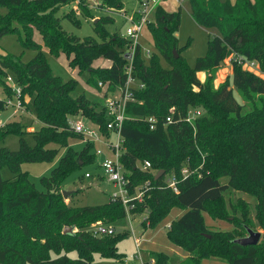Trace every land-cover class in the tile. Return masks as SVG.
Instances as JSON below:
<instances>
[{
	"label": "trees",
	"instance_id": "obj_1",
	"mask_svg": "<svg viewBox=\"0 0 264 264\" xmlns=\"http://www.w3.org/2000/svg\"><path fill=\"white\" fill-rule=\"evenodd\" d=\"M68 1L0 0V7L6 8V13L0 12V38L21 28L23 36L18 40L22 46L36 50L27 62L19 55H0V86L4 93L0 97V112L7 107L6 98L13 96L7 81L10 77L21 87L23 108L41 124L31 132L20 127L0 132V143L8 135H14L19 145L15 150L0 146V169L7 165L14 174L8 179L0 177V262L4 264H126L125 255L117 251V242L125 234L116 232L112 226L126 216L120 199L109 196L103 204L73 206L59 192V185L71 172L90 164L88 161H96L94 143L87 142L78 154L63 153L50 175L40 179L44 190L38 189L29 180L28 172L21 169L24 162L52 161L62 148L70 145L71 139L82 138L69 124L70 116L78 111L107 133L103 103L91 102L84 94L72 95L77 81L53 74L42 45L32 39L34 29L39 31L43 46L51 55L64 53L70 66L90 74L88 82H93L98 91H101L99 81L108 83L109 94L124 80L121 52L127 39L104 29V23L112 21L109 16L94 22L100 42L67 33L55 11ZM100 2L104 3L100 4L102 7L123 8V0ZM188 3L194 21L202 27L215 28L218 35L208 40L206 54L198 57L191 67L181 54L175 57L172 51L178 48L181 52L176 36L180 7L170 12L159 5L154 19L146 24L168 68L160 64L154 52L148 59L138 54L135 61L136 75L144 87L135 92L136 100L127 105L129 118L121 127L125 145L121 160L129 185L149 184L142 201L135 204L130 214L147 208L142 226L152 229L173 207L184 209L166 229L168 240L188 253L177 264H201L208 257L221 258L227 264H264V78L232 62V73L226 80L217 88L212 85L215 70L232 54L255 61L264 71V0H188ZM80 5L86 7V1ZM66 16L71 19L73 13ZM71 20L78 26L75 19ZM12 22L18 23L19 28ZM99 56L109 59L111 65L93 68V61ZM202 70L209 71L203 82L196 75ZM94 73L95 79L91 76ZM233 88L249 98V110L243 112L244 104L235 98ZM189 110L200 112L192 125L185 120ZM170 113L172 120L165 123ZM150 117L155 119L153 129L147 120ZM145 160L150 166L142 169ZM183 167L195 170L182 179ZM161 169L166 174H177L178 192L168 187L165 173L154 178ZM220 176H228V183H220ZM241 177L257 199L255 210L263 227V240L255 245L233 242L247 233L246 226L254 229L247 221L240 223L234 232L212 231L203 215L208 204L218 201ZM95 221L110 225L113 232L98 234L87 230ZM67 226L73 227L71 233H63ZM69 251H75L76 257H70ZM95 253L109 261L94 262ZM148 253L152 264H171L164 252L148 250Z\"/></svg>",
	"mask_w": 264,
	"mask_h": 264
},
{
	"label": "rangeland",
	"instance_id": "obj_2",
	"mask_svg": "<svg viewBox=\"0 0 264 264\" xmlns=\"http://www.w3.org/2000/svg\"><path fill=\"white\" fill-rule=\"evenodd\" d=\"M85 1L86 7H82L80 4L84 3L85 5ZM85 1L74 0L72 2L70 0L66 4L58 5L56 7L57 10L55 11V14L60 18V25L67 33L77 36L80 39L90 38L96 42H100L101 37L94 32V22L99 19L102 20L101 17L109 16L112 18V21L104 23V29L109 33L117 32L118 34H124L127 22L121 14L131 12L139 8L140 4V0H123V8L117 10L107 6L102 7L101 5L104 3H101V0ZM161 5L167 11H175L180 7V25L176 32V36L177 45L181 49V52L178 48H175V50L178 54H181L185 58L189 66L193 67L196 59L206 54L208 40L213 35H218V31L215 28L202 27L194 21L191 16L188 0H164ZM81 8H83V10ZM0 12L6 13V8L0 7ZM70 13H73V17L71 19H75L79 23L78 26L73 23V20L66 16ZM150 18L153 20L154 14H151ZM12 24H16L19 28L18 23L12 22ZM19 36H23L21 28H19L17 33L2 36L0 38V48L7 53L19 55L22 61L27 62L35 55L36 50L32 48H24L18 40ZM32 39L36 43L42 45V51L45 54L54 75L61 77L63 80L75 79L77 81L76 88L72 92L73 96L84 94L91 102H98L101 104L104 102L103 93L96 89V87L92 84L93 82H88L90 74H88L86 70L80 72V69L77 66H70L68 58L64 53H61L58 56L51 55L43 46L42 37L38 30L34 29ZM139 42L144 51L149 49L151 53H156V55L160 58V64L163 67L168 68L166 61L159 55L154 45L153 37L147 26H144L142 32L140 33ZM230 56L231 55L225 57L221 65L215 70L212 81L214 88H217L222 82H224L227 78V73L230 72V69L232 70ZM110 65L111 61L109 59L99 56L94 59L92 66L93 68L99 69L101 67H109ZM256 68H254V73L264 78V71L261 70L259 65H257ZM208 73V70H202L197 71L196 75L198 79L203 82L206 80ZM91 76L95 79L96 73ZM233 93L235 98L240 103L244 104L243 112L249 110L251 105L248 100L249 98L244 96L243 93H239L234 88ZM2 96H4V93L2 91V87L0 86V97ZM75 121H81L82 123L91 126L93 125L91 119L80 111L70 116L69 124ZM40 125V122H38L36 118L24 108L15 109L6 107L0 112V132L16 127H20L22 131L25 130L31 132L34 129L39 128ZM112 137L114 138L115 136L112 135ZM27 138H30V136H27ZM85 144H87V141L78 136L76 139H71L69 145L70 147L68 146L62 148L60 153L53 158L52 161L24 162L21 164V169L28 172L29 180L34 182L38 189L44 190L45 188L40 179L44 176L50 175L51 170L57 165L60 156L63 153L65 154L66 152L69 153L71 151H75L78 154V151H80ZM0 146H5L10 150H15L19 146L18 138L14 135H8L6 139L0 143ZM95 148H100L103 153L113 157V154L107 150L106 146L96 143ZM121 148H125L123 142L121 144ZM85 160H87V157H85ZM99 160L100 157L96 156L95 162L88 161L87 163L90 164H84L79 169L71 172L64 182L59 185L61 197L67 204H71L73 206L103 204L109 199V196L118 191V188L109 182L106 177H104L102 169L98 166ZM194 170L195 169H193V171ZM86 172H89L91 177L86 178L84 176ZM13 176L14 174L11 173L7 165H2L0 169V177L2 179H8ZM218 180L220 183H228V176H220ZM63 190L71 191L70 195L64 198L62 195ZM250 191L248 183L241 177L233 186H229V188L223 192L222 197L218 201L209 203L207 206L208 211L203 213L207 228L212 231L234 232L240 223L247 221L254 227V230L259 231L262 234L263 227L261 224L260 214L255 210L257 199L250 193ZM147 212L148 209L143 208L141 211H135L133 214L131 213L129 217L125 216L112 224L116 232L125 234L124 237L117 242V251L119 254L125 255L124 259L126 264H142V261L140 260L130 259L132 255L137 253L135 237L140 240L139 254L143 260L145 259L153 263V261L149 259L150 256L148 250L154 252H164L169 256L171 264H177L181 260L185 259L187 256L181 258L179 251L185 253L186 251L181 247L172 244L166 237L167 224L180 216L184 212V209L173 207L168 216L152 229L144 228L142 226V219ZM97 222L101 223V221H95L91 223L87 230L94 231V227ZM75 231H77V228H75ZM244 235L246 234L244 233ZM262 240L263 237L260 238L259 242ZM174 249L178 252L176 251L173 253ZM67 254L72 258L76 257L75 251H69ZM93 258L96 263L109 261V259L100 256L98 253L93 254ZM0 264L4 263L0 262ZM201 264L227 263L221 258L208 257L203 258L201 260Z\"/></svg>",
	"mask_w": 264,
	"mask_h": 264
},
{
	"label": "built area",
	"instance_id": "obj_3",
	"mask_svg": "<svg viewBox=\"0 0 264 264\" xmlns=\"http://www.w3.org/2000/svg\"><path fill=\"white\" fill-rule=\"evenodd\" d=\"M162 1L164 0H141L139 8L121 14L127 22L125 32L122 34L127 39V43L121 52V56L124 60V80L109 94H107L108 83L98 82V86L101 88L104 97L102 106L106 116L107 133L103 132L100 127L93 122L94 126L84 124L81 121L70 123L72 129L80 134L85 141L94 144L100 143L106 146L107 150L113 154V157H110L103 153L100 148H94L93 150L95 155L100 157L98 166L102 169L104 177L118 188V191L114 192L111 197L113 199H120L125 208L127 217L130 216V211L134 208L135 204L141 202L143 199L144 191L148 188L149 182L135 186L129 185L130 179L126 176V169L121 160L122 154L125 151V148H121L123 142L121 127L123 122L129 118L126 111L127 105L136 100L135 92L144 87V83L140 81L135 72L137 55L140 54L142 57L148 58L151 54L149 49L144 51L141 48L139 36L144 26L151 21V14H154L155 9L161 5ZM230 61L236 62L242 65L244 69L253 72H255L254 68L258 65L255 61L244 59L238 54H232L230 56ZM7 81L10 84L13 96L6 98L5 105L15 109H23L20 99L21 87L15 84L10 77H7ZM199 114L200 112L198 110H189L185 117L186 122L192 125ZM147 120L150 122V128L153 129L155 127V119L150 117ZM171 120L172 114L170 113L166 116L165 123H170ZM112 135L115 137L113 138ZM149 166L150 163L147 160L141 164L142 169H147ZM193 172L194 171L190 170L188 167H183L180 170V176L182 179H185ZM84 176L89 178L91 174L86 172ZM164 179L168 187L174 192L179 191V179L177 174L165 173ZM169 225H167V228ZM93 232L98 234L112 233L113 228L110 225L97 222ZM135 243L137 253L134 257L140 259L141 256L139 254V243L137 239H135ZM149 264H152V262H149Z\"/></svg>",
	"mask_w": 264,
	"mask_h": 264
},
{
	"label": "water",
	"instance_id": "obj_4",
	"mask_svg": "<svg viewBox=\"0 0 264 264\" xmlns=\"http://www.w3.org/2000/svg\"><path fill=\"white\" fill-rule=\"evenodd\" d=\"M173 54L175 57H178V53L176 52L175 48L172 49ZM7 54L6 51L2 50L0 48V55L5 56ZM79 165H81V162L79 163ZM164 170H158L154 176L155 179L160 178L163 174H164ZM71 191H66L63 190L62 191V195L64 198H66ZM73 231V227H64L63 228V233H71ZM246 235L242 236V237H238L235 238L233 240L234 243L240 244L242 246H246V245H255L259 242L260 238H261V232L256 231L248 226H246Z\"/></svg>",
	"mask_w": 264,
	"mask_h": 264
},
{
	"label": "crops",
	"instance_id": "obj_5",
	"mask_svg": "<svg viewBox=\"0 0 264 264\" xmlns=\"http://www.w3.org/2000/svg\"><path fill=\"white\" fill-rule=\"evenodd\" d=\"M170 12H171V11H170ZM231 72H232V70L230 69V72L227 73V74L229 75V74H231ZM228 75H227V76H228ZM227 76H226V77H227ZM224 80H225V79H224ZM224 80H223V81H224ZM178 217H179V216H178ZM178 217H177V218H178ZM169 224H170V223H168L167 225H169ZM166 227H167V226H166ZM135 239H137V240H138V243H139V241H140L139 238H136V237H135ZM139 247H140V246H139ZM176 251H177V250L174 249V250H173V253H175ZM177 252H178V251H177ZM179 254H180L181 258H182V257H186V256L188 255L187 252L185 253V252H180V251H179ZM174 255H175V254H174ZM134 256H135V255H132L130 259H132V260H140V261H142V263H143V262L145 263V262L147 261V260H145V259L143 260L142 257H140V259H138V258H136V257H134ZM140 256H141V255H140ZM170 258H171V256H170ZM137 263H138V261H137Z\"/></svg>",
	"mask_w": 264,
	"mask_h": 264
}]
</instances>
